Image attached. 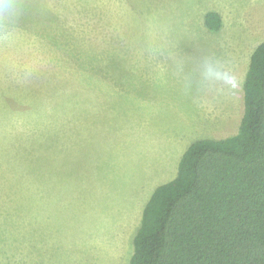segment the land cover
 Listing matches in <instances>:
<instances>
[{
	"label": "rangeland",
	"instance_id": "obj_1",
	"mask_svg": "<svg viewBox=\"0 0 264 264\" xmlns=\"http://www.w3.org/2000/svg\"><path fill=\"white\" fill-rule=\"evenodd\" d=\"M28 1L0 0L5 19L37 12ZM67 1L46 27L84 49L76 73L56 43L0 22V264H129L141 210L187 146L237 132L264 40V0Z\"/></svg>",
	"mask_w": 264,
	"mask_h": 264
},
{
	"label": "trees",
	"instance_id": "obj_2",
	"mask_svg": "<svg viewBox=\"0 0 264 264\" xmlns=\"http://www.w3.org/2000/svg\"><path fill=\"white\" fill-rule=\"evenodd\" d=\"M28 4L37 12L9 9L11 21L5 19L2 4L0 22L36 30L56 43L64 62L76 60L72 68L76 73L84 49L73 36H66L61 44L46 27L49 20L70 16L71 3L30 0ZM204 23L211 31L218 30L221 16L207 11ZM96 25L82 18V37L98 40L92 33ZM89 52L97 58L96 52ZM85 66V73H97L95 65ZM242 89L244 108L237 132L192 141L179 159L175 176L153 189L131 238L129 264H264V40L250 54Z\"/></svg>",
	"mask_w": 264,
	"mask_h": 264
}]
</instances>
